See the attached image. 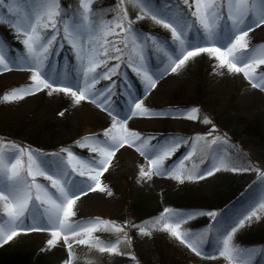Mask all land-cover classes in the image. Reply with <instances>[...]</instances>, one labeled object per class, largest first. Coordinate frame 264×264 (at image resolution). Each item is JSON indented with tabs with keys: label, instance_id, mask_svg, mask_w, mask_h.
<instances>
[{
	"label": "rangeland",
	"instance_id": "1",
	"mask_svg": "<svg viewBox=\"0 0 264 264\" xmlns=\"http://www.w3.org/2000/svg\"><path fill=\"white\" fill-rule=\"evenodd\" d=\"M65 1L68 7H72L68 9L67 14L71 15L78 11L79 0ZM105 1L93 0L91 7L95 20L98 22L113 21L122 8L126 9L128 20L132 22L135 33L142 38H147L144 41L142 61L144 68L150 75H156L154 80L156 83L160 82V85L156 88L146 86L142 76L134 70L141 63L139 57L134 56L133 66L128 65L126 57L122 58V61L119 62L118 73L112 75L111 79L101 78L95 85L97 93L103 91L108 94V90L111 89L108 103L103 107L99 106L104 100L102 95H94L77 104L70 93L53 91L51 88H45L38 92L33 90L34 94L24 96L23 99L5 101L4 94L14 88L30 86L33 81L31 80L32 72L25 62L27 53L21 42L24 37L18 36L10 23H0V26L4 24V30H6V38L0 36V45L4 46L7 60L10 61L9 70H0V140L41 154L50 173L56 170L68 173L63 179L68 181L69 186L90 185L91 188H94L95 190L87 191L86 195H81L76 201L75 215L70 219L80 224H87L90 221L109 222L94 232L93 236L102 242L121 241L117 245L119 251L118 253L100 252L93 247L86 250L84 254L76 256V253L84 252L81 250L83 248L80 246L81 244L74 242V239L69 237L67 242L61 238L54 247H49L47 240L52 237L48 231L21 232L13 240L0 245V247L9 249V247L32 241L35 243L37 251L55 258L59 261L57 264H69V262L70 264H138V262L144 261L156 264L159 261V254L156 248L155 234L150 229L151 235L141 233L140 229L147 226L134 219V214L130 215V210L128 211L126 207L128 202L139 199V197H147L152 208L165 207V209L171 208L172 210V205L175 203L168 202V198L181 195L180 199L183 200L181 202L185 204L186 202L209 204L216 200L214 198L219 195L220 190L225 189L224 186H244L258 176H262L261 173L264 172V141H261L263 140L261 136L239 137L235 141L238 145L237 150L233 152L225 136L228 131H220L221 125H217L214 120L218 122L223 116H232V119L237 123L236 128L242 129L245 127V123L264 113V87L254 88L252 82L245 77L240 80L238 73H231L226 67L223 77L216 80L214 74L218 71V60L209 53H201L190 58L176 72H172V61L169 57L178 55L179 48L173 40L170 29L156 23L150 16L138 20L137 17L141 15V9L130 0H124L123 4H121V0H111L106 4ZM177 1L178 4L173 6L172 3L164 0L158 2L151 0V4L158 11L167 13L182 23L190 25V30L186 31V39L192 44L204 45L203 31L195 23V17L191 16V12L195 10L193 0H188V3H185V0ZM10 7L19 8L20 16L23 17L25 11H33L36 5L5 3L0 6V16L15 22L16 18L9 13ZM162 30L169 31L172 41H159L157 57L153 61L150 53L151 46H148L147 43L153 44L155 33ZM58 31L59 34L56 36V43L51 55L45 61L44 72L48 77L67 85H77V81L81 80L79 85L83 86L81 61L77 59L71 43L63 38L62 27ZM117 31L119 30L117 29ZM225 33L226 29H221L218 34L221 43L226 40ZM51 34V29L47 30L46 35ZM122 36L123 34L113 35L107 39L118 41ZM246 40L249 48L264 45V25L250 31ZM63 42L70 48L71 57L69 59L65 54L58 53ZM118 46L123 47L122 45ZM116 63L115 60H109L108 67ZM103 67L101 66L97 71H101ZM257 72L264 73V65H260ZM23 73L29 75L23 76ZM132 74L137 77L136 84L130 79ZM115 83L118 84L117 87L114 85ZM128 88L129 94H127ZM93 98L97 99L95 103ZM19 100H24V104L20 107L16 104ZM133 101H142L146 108L152 110L153 115L129 118ZM192 109L199 110L198 118L195 120L188 119L185 115ZM205 118L210 123H205ZM122 122L130 131L140 134L141 141L136 142L137 146L145 139L149 140V146L165 145L176 141L165 132L175 131L184 135L178 141L179 147L165 160V169L178 171L183 167L199 175L213 169L221 160H227L230 161V167H235L238 171L221 168L213 175H205L202 179H185L183 182L167 173L157 175L154 170L151 178L142 177L141 169L148 171L150 167L141 166L139 163L144 160L146 164L149 158L141 155L136 146L125 144L115 152L108 170L103 171L99 176L100 187L97 188V182L89 179V176L95 175L96 172L90 171L88 166H78L76 171H72L66 163L67 152L71 151L80 161H84L85 165L91 164L92 161H98L100 154L91 151V147H99L98 142L106 140L105 131L111 129L113 123L119 125ZM36 135L44 139L48 148L51 145L56 148L45 155L40 148L26 145L27 142L34 144L30 137ZM160 135L163 137L161 136V140L157 141ZM86 137L95 139L86 141L84 139ZM217 138H219L217 143L212 144L211 142ZM80 142H83L85 146H81ZM20 144H25V146ZM189 153H193L191 157H188ZM74 163L76 162L74 161ZM81 171L85 173L84 176L79 175ZM36 181L48 187L49 191L55 192V189L51 188V182L44 176H37ZM100 188H103V191ZM262 197L264 196H261L260 202L254 207L259 219L253 217L250 221H245L243 228L237 229L233 234L232 246L238 237L247 233L251 234L250 232L259 229V226L264 227V209L260 208V204L264 203ZM216 205L218 204H215V207ZM165 209H163V213ZM210 213H214V211L206 212V215L212 217L213 215ZM42 214L43 207L34 206L24 219L25 228L34 224L33 215L39 219ZM193 224L191 218L186 217L181 228L188 231ZM80 238L83 237L76 239ZM167 239L173 243L176 238L167 233ZM68 244L74 247L80 246L81 251L70 250V254ZM158 244L160 245L159 242ZM174 248L171 244L168 249L171 258H174V255L179 257ZM237 257L239 262L226 260L227 264H247L251 258L249 255ZM192 260L186 256V264H191ZM196 262L206 264L201 260H196L195 264ZM212 264L225 263L215 260Z\"/></svg>",
	"mask_w": 264,
	"mask_h": 264
},
{
	"label": "snow or ice",
	"instance_id": "2",
	"mask_svg": "<svg viewBox=\"0 0 264 264\" xmlns=\"http://www.w3.org/2000/svg\"><path fill=\"white\" fill-rule=\"evenodd\" d=\"M92 2L93 0H79L78 11L69 15L61 10L59 0H0V6L5 3L36 5L33 11H25L23 17L20 16L19 8L10 7L9 13L16 18L15 22L0 16V23H10L18 36L24 37L21 42L27 53L25 62L32 72L31 80L33 81L30 86L14 88L4 94L5 101L23 99L24 96L34 94V91L51 88L53 91L70 93L77 104L94 95H102L104 100L99 106L103 107L108 103L111 89L108 90V94L103 91L97 93L95 85L101 78L111 79L112 75H116L120 69L119 62L122 61V58L126 57L128 65L133 66L134 56L139 57L141 61L134 70L142 76L147 87L154 88L156 86L152 75L145 70L142 63L144 41L147 38H142L135 33L132 22L128 20L127 10L122 8L113 21L98 22L93 15ZM130 2L141 9V15L137 17L138 20L150 16L156 23L170 29L173 40L179 48L178 55L169 57L172 61V72H176L190 58L201 53H209L218 60L217 68L226 67L231 73H243L244 77L252 82L254 88L264 87V73L257 72L258 67L264 65V45L249 48L246 40L250 31L264 25V0H193L195 10L191 12V16L195 17V23L203 31L204 45L189 42L186 39V31L190 30L191 26L153 8L151 0H130ZM123 3L124 0H121V4ZM185 3H188V0H185ZM61 27L63 38L71 43L77 59L81 61L83 86L63 84L61 81L48 77L44 72L45 61L51 55L56 43V36L59 34L58 29ZM49 29L52 34L46 35ZM221 29H226L224 43L218 39ZM121 34L123 36L118 41L107 39L109 36H120ZM109 60H115L117 63L108 67ZM9 65L10 61L7 60L5 48L0 45V70H9ZM101 66L104 67L98 72L97 69ZM93 102L96 101L93 100ZM198 111V109H192L185 114L186 118L197 119ZM130 114L129 118L150 116L153 115V112L146 108L142 101H133ZM204 122L210 123L207 118ZM104 135L106 140L98 142L99 147H91V151L100 154L98 161H92L91 164L85 165V162L80 161L71 151L67 152L66 159V163L72 171H76L78 166H88L90 171H95L96 174L90 175L89 179L97 182V188L100 187L99 176L103 171L108 170L115 152L125 144L136 146L141 155L149 158L150 168L148 171L141 169L142 177L151 178L154 170L157 175L167 173L183 182L185 179H202L205 175H213L221 168L238 171L237 168L230 167V161L227 160H221L213 169L199 175L183 167L178 171L165 169V160L179 147V142L172 141L165 145L149 146V140L145 139L137 146L136 142L141 141L140 134L130 131L123 122L119 125L113 123L112 128L106 130ZM84 139L92 141L95 138L86 137ZM218 140L219 138L211 143L216 144ZM80 143L81 146H85L83 142ZM192 154L189 153L188 157H191ZM67 175L68 173L62 170L50 173L41 154L0 140V245L13 240L21 232L48 231L52 237L47 240L49 247H54L61 238L67 242L69 237H72L74 242L95 247L100 252L118 253L117 245L121 241L102 242L93 236L94 232L109 222L90 221L87 224H80L71 221L70 218L75 215L76 201L81 195H86L87 191L95 189L90 185L69 186L68 181L63 179ZM79 175L84 176L85 173L81 171ZM261 175L264 176V172ZM37 176H44L49 180L51 188L55 189V192L49 191L48 187L38 183ZM100 190L103 191V188ZM37 205L43 207L42 216L38 219L33 215L34 224L25 228V217ZM260 208L264 209V203L260 204ZM210 215L215 217L214 213H210ZM253 217L259 219L255 210L238 219L230 231L222 234L219 250L221 257L229 261L238 258L235 255L238 250L231 244L232 236L238 228L244 226L245 221H250ZM185 220L186 218L180 214L165 209L161 217L152 222L150 227H159L161 231L175 237L193 253L201 255L204 238L202 235L182 230L181 225L185 223ZM140 231L142 234L151 235L148 227H142ZM78 237L83 238L77 240ZM71 247L72 245L68 244L69 250Z\"/></svg>",
	"mask_w": 264,
	"mask_h": 264
},
{
	"label": "trees",
	"instance_id": "3",
	"mask_svg": "<svg viewBox=\"0 0 264 264\" xmlns=\"http://www.w3.org/2000/svg\"><path fill=\"white\" fill-rule=\"evenodd\" d=\"M111 0H106L105 4ZM177 2V0H171ZM61 10L64 12L68 7L65 0H59ZM164 35V33H163ZM232 116H223L221 120L214 122L220 126V131L227 130L226 138L230 144V149L233 152L237 150L236 139L239 137H249V136H261V141H264V113L257 115L252 121L245 123V127L242 129L236 128V122L232 119ZM212 120V119H211ZM244 120V119H240ZM213 121V120H212ZM263 123V124H262ZM40 131L39 129H37ZM230 133V134H228ZM174 137L179 136L180 133H174ZM254 134V135H252ZM34 145L39 147L49 146L45 144L44 139L36 135L35 137H30ZM53 147V145H51ZM50 147V148H51ZM225 189L220 190L219 195L216 196L214 202L209 204H194L186 202L182 203L180 198L181 195H177L173 198H168V202L175 203V213L183 216L192 212L195 214V219L197 221V226L200 229H204V238L206 237L205 243L201 247V255L193 253L188 247L180 243L177 239L172 243L167 239V232L161 231L159 227L151 228L152 222L161 217V209L151 207L147 197H139V199L129 201L127 204L128 211L134 219L141 221L145 226H147L152 232H154L156 238V248L159 254V261L156 264H186V256H189L193 260L191 264H195L196 260H201L206 264H212L215 260L222 261L227 264L228 259L221 257L219 255V250L221 248L222 234L227 233L236 224L235 221L227 223V217L233 215V212L238 210L243 214H248L255 202V196L261 190L260 182L254 181L247 186H224ZM182 203V204H181ZM218 204L217 216L215 219L208 220L203 211L210 207H214ZM156 217V219H154ZM225 220L223 223L219 222V219ZM152 222H148V221ZM243 227L238 228L241 229ZM258 228V227H257ZM256 228V229H257ZM194 229L191 228L190 233H193ZM251 234H245L236 239L233 247L238 250L235 254L236 256L252 255V259L247 262V264H264V227L250 232ZM160 243V245L158 244ZM171 244L175 247V251L179 257L171 258L168 254V249ZM183 245V246H182ZM0 247V264H55L54 260L51 259L47 254L36 252L35 243L32 241L21 243L19 246L15 245L12 247ZM181 251V253H180ZM189 252L190 254H188ZM255 253V254H254ZM168 254V255H167ZM254 257V258H253ZM178 258V259H176ZM234 262H239L238 259H233ZM138 264H153L150 261L138 262ZM196 264H199L196 262Z\"/></svg>",
	"mask_w": 264,
	"mask_h": 264
},
{
	"label": "bare ground",
	"instance_id": "4",
	"mask_svg": "<svg viewBox=\"0 0 264 264\" xmlns=\"http://www.w3.org/2000/svg\"><path fill=\"white\" fill-rule=\"evenodd\" d=\"M226 73V69L225 68H218V71L214 74L215 75V79L216 80H220V78L221 77H223V75ZM19 74V73H18ZM23 76L25 75V76H27V75H29V74H27V73H23L22 74ZM155 76L156 75H153L152 77H153V79L155 78ZM238 77H239V79L241 78V79H244L243 77H244V75H243V73H238ZM240 79V80H241ZM26 80H28V78H26ZM77 83L79 84V83H81V80H80V82H79V80L77 81ZM156 83V82H155ZM160 83V82H159ZM158 82L156 83V86L154 87V88H156V87H158L160 84H159ZM93 100H97V99H95V98H93ZM17 106H21V105H23L24 104V100H19V101H17ZM148 163H149V161H148ZM148 163H146L145 164V161L143 160V161H141V163H139L141 166H144V165H146V167H150V164H148ZM149 170V169H148Z\"/></svg>",
	"mask_w": 264,
	"mask_h": 264
}]
</instances>
